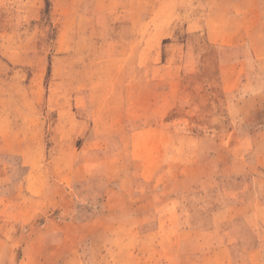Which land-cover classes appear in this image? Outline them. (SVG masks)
I'll return each mask as SVG.
<instances>
[{
    "label": "rangeland",
    "instance_id": "rangeland-1",
    "mask_svg": "<svg viewBox=\"0 0 264 264\" xmlns=\"http://www.w3.org/2000/svg\"><path fill=\"white\" fill-rule=\"evenodd\" d=\"M263 238L264 0H0V264Z\"/></svg>",
    "mask_w": 264,
    "mask_h": 264
},
{
    "label": "crops",
    "instance_id": "crops-1",
    "mask_svg": "<svg viewBox=\"0 0 264 264\" xmlns=\"http://www.w3.org/2000/svg\"><path fill=\"white\" fill-rule=\"evenodd\" d=\"M243 1H245V0H243ZM247 2V1H246ZM250 1H248L247 3H248V5L249 4H252V2L251 3H249ZM244 4H245V2H243ZM255 17L256 16H254V14L253 13H246L245 15H243L242 16V20H245L246 19V21H249V19L251 20V22H254L253 20L255 19ZM255 23V22H254ZM248 217H252V215L251 214H248ZM253 218V217H252ZM68 223H70V222H68ZM264 239V238H263ZM264 242H262V241H259L256 245H252V248L253 249H257L258 251H259V253H260V256L262 257L263 255H264ZM253 252V251H252ZM252 252H251V254H252ZM249 253V252H248ZM255 253V252H254ZM259 258H253V257H250L249 255L248 256H246V257H243V258H241L240 259V261L239 262H237V264H254L255 263V261L256 260H258Z\"/></svg>",
    "mask_w": 264,
    "mask_h": 264
}]
</instances>
